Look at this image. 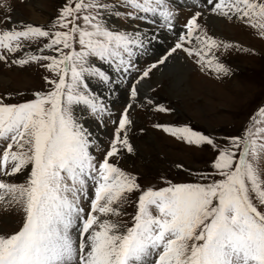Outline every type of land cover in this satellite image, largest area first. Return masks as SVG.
Returning a JSON list of instances; mask_svg holds the SVG:
<instances>
[{
	"label": "snow or ice",
	"instance_id": "6c2138e0",
	"mask_svg": "<svg viewBox=\"0 0 264 264\" xmlns=\"http://www.w3.org/2000/svg\"><path fill=\"white\" fill-rule=\"evenodd\" d=\"M121 3L134 10L127 14L130 19L159 16L171 25L169 0ZM207 3L211 11L235 17L264 38V0ZM108 8L101 0H67L52 30L32 25L0 30V50L5 53H15L24 41L40 38L47 42L39 53H57H26L12 61L21 66L46 61L41 66L53 74L45 77L51 86L47 93H34L33 100L20 104H6L0 97V140L8 141L0 156V202L18 205L24 213L17 232L0 234V264H264V176L258 167L259 157L264 156V105L250 117L243 135L230 137L224 148L187 126L156 125L189 145L212 147L213 172L200 176L203 182L141 190L135 176L110 163L119 154L118 145L133 150L126 132L121 138L131 123L127 108L104 159L95 161L91 155L92 142L73 110L84 105L93 113L103 112V105L89 95L85 76L109 78L89 60L123 66L124 54L132 55L130 46L142 43L105 26L101 12ZM200 15L197 12L187 20L186 33L177 38L169 55L182 49L198 57L202 69L227 73L212 51L221 42L202 31L196 34ZM193 40V47H185ZM7 59L0 54V61ZM136 95L133 85L131 96ZM29 166L24 183L7 182ZM134 191L141 194L131 226L108 218L121 215L126 194ZM82 200L88 202L87 208Z\"/></svg>",
	"mask_w": 264,
	"mask_h": 264
},
{
	"label": "rangeland",
	"instance_id": "374dc122",
	"mask_svg": "<svg viewBox=\"0 0 264 264\" xmlns=\"http://www.w3.org/2000/svg\"><path fill=\"white\" fill-rule=\"evenodd\" d=\"M172 1L174 0L169 3L175 7L169 5L173 14L171 19L180 28H185L187 20L195 13H201L198 18L200 29L196 34L202 31L221 42V46L212 51L217 61L229 71L217 73L206 66L202 69L201 64L197 62L198 57L178 49L171 55H166V59L168 56L182 57L186 79L181 85H185L179 89L177 83L169 77L154 81L155 68L161 64L155 65V61L160 59L161 55L164 56L165 52H170L177 42L175 37L172 39L173 31L169 32L164 28L168 25L161 21L163 19L159 16L153 17L158 23L148 22L147 19H130L127 14L134 10L124 6L121 0H101L109 5L108 9L101 12L105 26L114 32L128 33L134 39H139L142 43L137 50L145 56H138L139 61L134 62V55L129 57L125 53L126 63L119 67L114 63L117 68H110L107 62L102 63L98 58H90L89 63L103 71L108 80H116L109 74L112 71L116 73L120 83H109L106 86L95 84L92 88L98 77L86 75L87 90L90 96L98 99V103L103 105L104 111L93 113L84 105L87 112L81 105H76L79 108L74 106L73 110L74 118L92 142L89 148L91 155L95 161H102L109 150L121 114L128 109L131 123L121 132V138H124L126 132L128 143L133 150L128 152L126 148L118 145L119 154L111 157L110 163L135 176L141 190L160 189L167 187L169 183L203 182L199 177L213 172L211 161L215 153L211 146L189 145L156 125L187 126L211 137L216 144L224 148L228 146L230 137L243 135L250 117L264 105V38L235 17L229 19L211 11L212 5L208 4L207 0H178L176 5ZM66 2L67 0H0V30H21L28 25L52 30L53 22ZM117 12L120 15H116ZM206 16L217 19L219 28L209 24ZM145 25L154 31L144 29ZM156 30L161 32L158 36H155ZM174 31H177V28ZM136 33L140 35L137 37ZM161 34L164 39L160 38ZM46 42L47 38H40L35 42L24 41L25 46L11 54L0 50V54L8 56L6 61H0V97L4 98V103H24L33 100L34 93H47L50 90L51 86L46 83L45 77H51L53 74L41 66L47 63L46 61L31 62L23 66L12 63L13 60L23 58L26 53L57 55L50 50L38 52ZM145 43L148 49L151 46V53L144 50ZM223 44H229L231 47L225 49ZM194 45V40L192 43H185V47L189 48ZM76 49L79 50L78 45ZM152 65L155 67H151ZM125 68H128V73L124 71ZM149 68L151 71L148 76L141 78ZM143 80L154 81L147 98L138 93L133 98L132 86L135 85L138 91L137 85ZM126 100L128 101L125 102ZM160 107L166 111H158ZM7 143L6 140H0V156ZM258 167L264 176V156L259 157ZM29 171L30 166L26 172L12 176L7 182L22 184L26 181ZM88 183L91 191L92 182ZM140 194V191L126 194L127 202L120 206L121 215L108 218L131 226ZM82 206L87 208L88 202L82 200ZM151 211L156 214L154 207ZM23 220L24 213L18 205L0 202V234L11 235L17 232Z\"/></svg>",
	"mask_w": 264,
	"mask_h": 264
},
{
	"label": "bare ground",
	"instance_id": "6f19581e",
	"mask_svg": "<svg viewBox=\"0 0 264 264\" xmlns=\"http://www.w3.org/2000/svg\"><path fill=\"white\" fill-rule=\"evenodd\" d=\"M177 2H175V5H176ZM178 4V3H177ZM169 5H172L171 3H169ZM179 6V5H178ZM177 6V7H178ZM153 20H155L153 18V16L151 17ZM111 20V19H110ZM206 20L209 22V24H211L214 28H219V22L217 21V19L215 18H212V17H209V16H206ZM144 29L148 30V31H154L153 29H151V27H149L148 25H145V27H143ZM179 29H177L178 31ZM155 36L157 35L158 36V33H161L159 32V30L155 31ZM169 32H172V31H169ZM151 34V33H150ZM162 39H164L165 37H163V35L161 34V37ZM151 45V43H150ZM149 46V44H148ZM141 45L139 47H137L136 45H134L132 48L134 51L138 52L137 53V58L133 57L132 59L134 60V62H138V56L139 57H143L145 56V54L141 53L140 51H138L137 49L140 48ZM151 47V46H150ZM150 47L149 49L147 48V45L145 43V47H144V50H146L148 53H151L150 52ZM154 47V46H153ZM161 48V47H160ZM159 48V49H160ZM154 49H157V48H154ZM155 52V51H154ZM169 52L165 53V55L163 56L164 58L166 57V55H168ZM98 63H100V61H97ZM102 62V61H101ZM103 63V62H102ZM131 63V62H130ZM115 65V64H114ZM112 66V65H111ZM184 64L182 63V57L180 55H176V56H168L167 59L164 60L163 63H161L157 68H155V71H154V81H160V80H163L162 78H170L172 79L176 84V86L178 85L179 89H180V86H184L185 84L181 85L184 80L186 79V75H185V72H186V69H184ZM111 68V67H110ZM128 69V68H127ZM111 71V69H110ZM111 76L115 77L116 80H108V81H102L100 80L99 78L98 79H95V82H94V85L92 88H94L95 84H100V85H108L109 83H112L113 85H118L120 83V80L118 78V76L116 75V73L112 72L109 73ZM154 81H148V80H143L139 83L138 86V91L137 93L142 96L143 98H147V93L150 92V87L152 84V82ZM129 82V80L127 81ZM88 91V90H87ZM89 95H90V92H88ZM138 95V96H139ZM93 97V96H91ZM95 98V97H93ZM110 99V98H109ZM98 101V99H96ZM128 100H126L125 102H127ZM128 105H129V102H128ZM131 105V103H130ZM83 106V105H81ZM84 107V106H83ZM75 108H79V107H76ZM85 108V107H84ZM81 109V108H80ZM85 111L87 112V109L85 108Z\"/></svg>",
	"mask_w": 264,
	"mask_h": 264
}]
</instances>
